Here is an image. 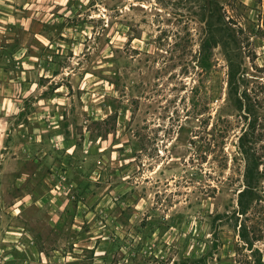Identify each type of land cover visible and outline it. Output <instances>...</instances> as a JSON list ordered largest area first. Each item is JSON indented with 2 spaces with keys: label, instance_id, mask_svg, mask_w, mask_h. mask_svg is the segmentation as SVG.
I'll return each instance as SVG.
<instances>
[{
  "label": "rangeland",
  "instance_id": "obj_1",
  "mask_svg": "<svg viewBox=\"0 0 264 264\" xmlns=\"http://www.w3.org/2000/svg\"><path fill=\"white\" fill-rule=\"evenodd\" d=\"M69 6L55 18L60 49L46 53L60 96L47 95L36 112L46 124L44 157L35 148L28 185L10 192L30 194L29 246L48 254L45 264L264 263V238L254 252L242 247L246 216L234 214L241 114L221 45L211 48V68L200 63L209 28L218 40L221 24L232 26L233 57L249 81L240 91L262 90L264 115V0Z\"/></svg>",
  "mask_w": 264,
  "mask_h": 264
},
{
  "label": "crops",
  "instance_id": "obj_2",
  "mask_svg": "<svg viewBox=\"0 0 264 264\" xmlns=\"http://www.w3.org/2000/svg\"><path fill=\"white\" fill-rule=\"evenodd\" d=\"M71 2L0 0V191L8 193L5 198L0 193V207H5L0 212V264H45L48 257L44 250L29 246L28 221L22 215L30 204L29 192L20 197L10 192L28 185L35 148L36 155L44 157L46 124L37 113L47 95L58 97L61 88L56 82L60 74L47 68L56 62L46 53L60 49L55 32H61L63 24L55 18L65 15L62 10L70 9ZM47 84H52L50 91ZM37 156L33 155L40 168Z\"/></svg>",
  "mask_w": 264,
  "mask_h": 264
},
{
  "label": "trees",
  "instance_id": "obj_3",
  "mask_svg": "<svg viewBox=\"0 0 264 264\" xmlns=\"http://www.w3.org/2000/svg\"><path fill=\"white\" fill-rule=\"evenodd\" d=\"M222 20L220 19V22L224 23L225 21ZM223 25L221 24V28H219L223 33L218 40H215L213 28H209L208 35L212 34L214 41L210 43V36H206L202 44L203 55L201 56L200 63L201 68L204 70L211 68V48L215 44L216 46L221 45L229 67L227 78L229 94L233 96L235 109L241 114L237 123L241 126L237 148L238 154L242 156L240 159L244 161V171L242 188L238 192L237 209L234 211V214L239 213L238 215L246 216V221L250 222L248 224L242 219L239 223L238 233L242 241L241 246H246L247 249L253 250L255 242L264 238V235L261 233V223L264 222V212L262 211V202L264 201L262 193L264 182V146L261 147L262 149L255 146L264 138V115L260 113V109L263 108V98L260 97L262 90H253L252 88L249 90V87H246L240 91L241 86L244 84L246 86L249 85V81L245 80L246 75L241 72L239 61H235L233 57V42L235 45L238 44L237 38L233 35V27ZM234 159L237 161L236 158ZM238 218L239 216L236 217L237 226ZM256 261L257 264H264L260 258L255 260V264Z\"/></svg>",
  "mask_w": 264,
  "mask_h": 264
}]
</instances>
